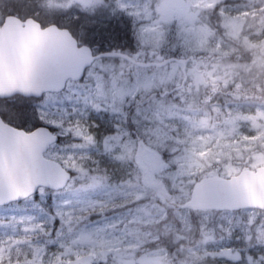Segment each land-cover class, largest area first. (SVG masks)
I'll use <instances>...</instances> for the list:
<instances>
[{"label": "snow or ice", "instance_id": "6c2138e0", "mask_svg": "<svg viewBox=\"0 0 264 264\" xmlns=\"http://www.w3.org/2000/svg\"><path fill=\"white\" fill-rule=\"evenodd\" d=\"M73 7L142 20L137 48ZM258 37L264 0H0V264H264Z\"/></svg>", "mask_w": 264, "mask_h": 264}, {"label": "trees", "instance_id": "16d2710c", "mask_svg": "<svg viewBox=\"0 0 264 264\" xmlns=\"http://www.w3.org/2000/svg\"><path fill=\"white\" fill-rule=\"evenodd\" d=\"M230 3H238L239 0H226ZM107 18L104 19L106 23L101 26H97L96 23L86 22L88 18L94 16L87 15L74 21L77 26L83 25L88 28L89 32L92 33V41L94 44H99L102 49L107 48H119L132 52L134 50L132 42L128 39L129 33V21L124 15L111 16L109 13L106 14ZM122 165H120V168Z\"/></svg>", "mask_w": 264, "mask_h": 264}, {"label": "rangeland", "instance_id": "374dc122", "mask_svg": "<svg viewBox=\"0 0 264 264\" xmlns=\"http://www.w3.org/2000/svg\"><path fill=\"white\" fill-rule=\"evenodd\" d=\"M56 2H57V0H53V4H55ZM105 2H107V0H105ZM107 13H109V12L106 9L98 8L93 15H90V16H94V17L93 18H88V20H85V21L86 22H90V23H96L97 26H101L104 23H106L104 21V19L107 18V16H106ZM60 14L61 15H65V16H67L69 18H71L73 15H77V16H79V18L87 16L86 14L80 12L78 9H76L74 7L73 8H69V10L67 12H61ZM124 71L127 72L128 69L125 68ZM162 116H166V113H162ZM97 120L99 121V117H97ZM160 126L162 128L171 129V134L172 135H176L177 133H180V134L183 133L182 123L179 120L162 119L160 121ZM242 130L246 131V129H242ZM106 166L111 168V169H119L120 168V164H118L115 161H112L110 163H106ZM133 166H134V164H133ZM122 167H126V165H122ZM132 183L133 184L135 183V179L134 178H133Z\"/></svg>", "mask_w": 264, "mask_h": 264}, {"label": "clouds", "instance_id": "9594fccd", "mask_svg": "<svg viewBox=\"0 0 264 264\" xmlns=\"http://www.w3.org/2000/svg\"><path fill=\"white\" fill-rule=\"evenodd\" d=\"M128 2L130 4H132L135 8H139L141 11L144 9L145 6H149V7H154L156 0H128ZM128 21H129V33H128V39L132 42V46L134 49L137 48L138 46V39H137V35H136V29L139 27V24L142 23V20H137L136 24L134 26L133 24V20L134 17H129L127 15H124ZM253 38H257V37H253ZM258 39H264V37H258ZM147 55V53H146ZM188 56L193 55V53H188ZM196 56H206L207 53L204 52H197L195 53ZM260 82L262 85H264V75H261L260 77ZM170 248H173L175 251H179V243L175 240H172L170 245ZM177 264H179V262L177 261ZM203 264H216L215 259H213L211 256L207 257Z\"/></svg>", "mask_w": 264, "mask_h": 264}, {"label": "flooded vegetation", "instance_id": "af4514ba", "mask_svg": "<svg viewBox=\"0 0 264 264\" xmlns=\"http://www.w3.org/2000/svg\"><path fill=\"white\" fill-rule=\"evenodd\" d=\"M209 67H210V65H209ZM194 90H195V89H194ZM170 99H173L174 102L177 103L178 105L180 104V101H179L178 97H174V96H172V97H170ZM217 102L220 103V104L222 105V104L224 103V97H223V96H219ZM106 163H110V162L105 161V164H106ZM133 167H134V166H133ZM118 175H119V174H118Z\"/></svg>", "mask_w": 264, "mask_h": 264}]
</instances>
